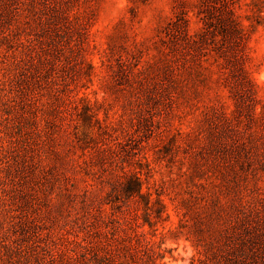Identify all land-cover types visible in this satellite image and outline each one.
I'll return each instance as SVG.
<instances>
[{
	"label": "rangeland",
	"instance_id": "obj_1",
	"mask_svg": "<svg viewBox=\"0 0 264 264\" xmlns=\"http://www.w3.org/2000/svg\"><path fill=\"white\" fill-rule=\"evenodd\" d=\"M81 246L264 264V0H0V264Z\"/></svg>",
	"mask_w": 264,
	"mask_h": 264
},
{
	"label": "trees",
	"instance_id": "obj_2",
	"mask_svg": "<svg viewBox=\"0 0 264 264\" xmlns=\"http://www.w3.org/2000/svg\"><path fill=\"white\" fill-rule=\"evenodd\" d=\"M141 188V182L138 177L135 176H128V178L125 179L121 191L119 194L123 195L125 199H131L133 197H138L141 200H143L144 205H148L147 199H143L144 196L140 192ZM157 204L159 205L160 209H163V204L160 200H157ZM139 215L134 214L131 216V222L134 226V229L140 228L142 225L147 224L150 228H153L155 226V222L149 221V215L147 213L143 216V223H139ZM136 235L139 233L136 231ZM83 251L77 255H70L67 259V264H72V261L80 262V264H115L111 261L112 258L109 257L107 253H100L96 248L93 247H86L81 246ZM133 255V254H132ZM214 254L209 249H204L203 252H200V256L194 260V262H191V264H213ZM121 264V263H120Z\"/></svg>",
	"mask_w": 264,
	"mask_h": 264
}]
</instances>
